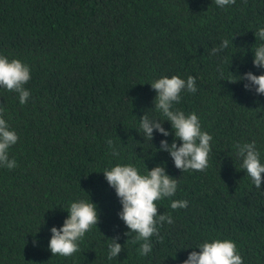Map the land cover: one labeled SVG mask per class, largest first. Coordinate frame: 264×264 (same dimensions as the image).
<instances>
[{"label": "trees", "instance_id": "1", "mask_svg": "<svg viewBox=\"0 0 264 264\" xmlns=\"http://www.w3.org/2000/svg\"><path fill=\"white\" fill-rule=\"evenodd\" d=\"M259 28L264 0L223 8L215 0H0V56L31 75L23 105L0 87V118L19 138L8 150L16 167L0 166V264H183L216 239L233 241L243 264H264V182L255 187L235 147L255 142L264 163V95L238 82L248 72L264 75L253 64L264 44L254 35ZM225 39L229 47L213 55ZM172 76L196 80L197 91H182L173 108L195 113L212 136L202 172H182L156 151L175 137L150 84ZM145 114L171 134L148 139ZM116 165L140 174L163 166L177 180L174 196L156 202L173 223L158 224L147 255L138 252L143 241L126 243L135 233L125 235L122 205L103 175ZM89 197L97 228L71 257L52 256L50 229L63 226L71 203ZM185 200L187 208L170 207ZM116 237L123 250L109 260Z\"/></svg>", "mask_w": 264, "mask_h": 264}, {"label": "clouds", "instance_id": "2", "mask_svg": "<svg viewBox=\"0 0 264 264\" xmlns=\"http://www.w3.org/2000/svg\"><path fill=\"white\" fill-rule=\"evenodd\" d=\"M236 0H215V4L221 8L235 4ZM255 38L264 41V28H259L254 33ZM229 47V41L223 40L219 47L212 49V54H218ZM253 64L257 68L264 69V44L255 49ZM238 82L247 81L244 85L246 90L255 89L257 95H264V75H254L251 72L238 77ZM31 79L30 69L21 61L13 59L9 61L0 56V87L9 92H15L19 96L21 105L25 104L30 92L25 85ZM237 83V82H236ZM157 93L154 99V108L162 114L165 121L171 124L174 132V141L171 145L167 140L160 142V148L156 151H166L174 162V166L182 172L204 171L208 167V157L211 151L210 141L212 136L201 131L198 116L195 113L185 115L182 111L174 110V103L181 100V92L186 90L195 93L196 80L189 76L187 80L178 76L171 78H160L150 84ZM4 109L0 107V114ZM164 121V122H165ZM158 119H150L146 114L140 119V127L145 136L153 140V132L167 137L171 133L166 131L163 123ZM17 134L9 129V125L0 118V166L13 169L16 167L15 160H9L8 150L18 141ZM176 141L180 142L177 146ZM112 148V155L119 156V152L113 146V141H107ZM237 156L241 159V167L251 179L257 189H261L264 182V163H261L260 153L255 142L235 145ZM108 185L115 190L122 210L118 213L119 219L123 221L129 231L125 233L130 237L135 236L126 243H139L138 252L141 256L152 251L151 237L158 235V224L173 223L170 215L159 214L157 201L172 197L177 190V180L166 174L163 166H156L148 170L146 174H140L138 169L132 165H116L103 173ZM188 202L173 201L170 207L173 210L187 208ZM68 217L60 228L52 227L49 251L52 256L71 257L79 251L78 242L85 234L97 228L99 213L97 205L89 201H78L70 204ZM158 217V219H157ZM119 237L109 239L108 259L116 258L122 249L117 243ZM193 250L183 264H243L242 257L237 252L236 244L231 240L205 241Z\"/></svg>", "mask_w": 264, "mask_h": 264}]
</instances>
